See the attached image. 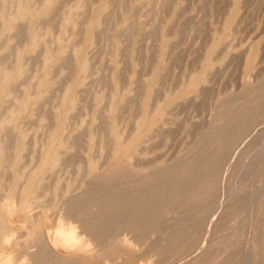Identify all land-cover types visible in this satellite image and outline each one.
I'll list each match as a JSON object with an SVG mask.
<instances>
[{"label": "rangeland", "instance_id": "374dc122", "mask_svg": "<svg viewBox=\"0 0 264 264\" xmlns=\"http://www.w3.org/2000/svg\"><path fill=\"white\" fill-rule=\"evenodd\" d=\"M91 1L50 0L0 49L23 68L0 87V119L22 93L0 264H264V0Z\"/></svg>", "mask_w": 264, "mask_h": 264}, {"label": "bare ground", "instance_id": "6f19581e", "mask_svg": "<svg viewBox=\"0 0 264 264\" xmlns=\"http://www.w3.org/2000/svg\"><path fill=\"white\" fill-rule=\"evenodd\" d=\"M35 1H37V0H35ZM39 2H40V0L38 1V5H39ZM50 2V0H41V4L38 6V7H32L31 5H30V0H0V8H3V7H7V9H5L4 11H1L0 10V49L1 50H3V49H5V48H7L9 45H13V44H10V41H11V39H12V32H13V30H14V23L15 22H17V21H28L29 22V20L31 19V15H33L34 13H41L42 11H43V9L45 8V6H47L48 5V3ZM81 3H82V1H80ZM91 2H93V0L91 1ZM95 2V4H96V1H94ZM34 3V2H33ZM80 5V4H79ZM85 5V4H84ZM85 6H87L88 7V5L86 4ZM84 6V7H85ZM75 9V8H74ZM85 9V8H84ZM89 9V8H88ZM82 12L84 11H86V9L85 10H81ZM75 13V12H74ZM73 13V14H74ZM29 14H31L30 16H29ZM82 13H80V15H81ZM78 15H79V13H78ZM90 15V14H89ZM74 16V15H73ZM72 18H74V17H72ZM86 20V19H85ZM43 22V20H41V22H39V23H42ZM50 22H51V20H50ZM23 23V25H25V22H22ZM48 23V22H47ZM58 23V21H54V23H53V21H52V23L51 24H49V26L50 25H54V27H56V30H57V26H55V24L56 25H58L57 24ZM20 24L21 23H19V26H20ZM38 24V23H37ZM41 25V24H40ZM18 26V27H19ZM22 26V25H21ZM22 27H24V26H22ZM19 28V29H26V27H24V28ZM36 27V26H35ZM69 27H71L70 25H69ZM83 27V26H82ZM16 28V27H15ZM127 28V27H126ZM125 28V29H126ZM130 27H128L127 29H129ZM124 29V30H125ZM70 30V29H69ZM69 30H67L68 32H70ZM23 31V30H22ZM21 31V32H22ZM127 31V30H126ZM16 33H17V31H15ZM83 33H84V31H82ZM128 32V31H127ZM15 33V34H16ZM43 33V32H42ZM81 33V32H80ZM15 34H13L14 36H16ZM19 34H20V32H19ZM25 34V30L23 31V33H22V36ZM82 34V33H81ZM81 34H78V39L80 40V38H81ZM49 35V34H48ZM83 35V34H82ZM26 36V35H25ZM24 37V36H23ZM15 38V43L17 42V43H19V38H18V40H16V37H14ZM43 38H44V36L43 35H36L33 39H32V44L33 45H35V44H37L38 42H40L41 40H43ZM59 38L60 37H58V39H57V42L59 41ZM24 39H25V37H24ZM23 38H22V40H21V44H22V41L24 40ZM47 39H48V37H47ZM77 39V40H78ZM47 42V41H46ZM77 42V41H76ZM79 42H81V41H79ZM14 43V44H15ZM16 43V44H17ZM19 45V44H18ZM40 45H41V43H40ZM54 45H55V43H54ZM53 45V47H55V49H56V46H54ZM73 45H74V42H73ZM77 45H79V44H77ZM76 45V46H77ZM65 46V45H64ZM12 48V47H11ZM10 49V48H9ZM13 49H14V47H13ZM70 49H71V47H70ZM54 50V49H53ZM72 50V49H71ZM77 50H78V46H77V48H76V50H74V52L73 51H71V52H73V57H74V54L75 53H77ZM9 51V50H8ZM7 51V52H8ZM69 52L70 51H68V55H64L65 57V59L69 56V58L71 57L70 55L71 54H69ZM10 53H11V51H10ZM9 52L7 53V54H10ZM13 54L12 55H14L15 56V59L13 60L12 59V61H8V62H5V61H3L2 59H0L1 61H0V87L1 86H3L7 81H9V79H10V75H11V73L12 72H14V71H16V70H19L20 71V73L23 71V68H22V65H19L17 62H16V60H17V56H18V54H19V50H15L14 52H12ZM6 54V53H5ZM11 55V54H10ZM10 55H6V56H10ZM4 56V55H3ZM9 58V57H8ZM7 58V59H8ZM13 58V57H12ZM65 59H63V60H65ZM71 59H72V57H71ZM5 60V59H4ZM70 60V59H69ZM68 61V60H67ZM67 61H66V63L63 61L62 63H65V64H67V65H65V66H68V64L70 63V62H72L71 60L67 63ZM74 61H75V59H74ZM70 64H72V63H70ZM70 64H69V67H70ZM62 66V65H61ZM71 66H73V65H71ZM88 66V65H87ZM73 67H75V65L73 66ZM73 67H70L69 69L71 70V68H73ZM85 67H86V65H84L83 66V68L85 69ZM62 68H64V67H62ZM88 68V67H87ZM198 68V67H197ZM74 69V68H73ZM37 72V71H36ZM40 75L42 74L41 73V71L39 70V72H38ZM72 73V72H71ZM190 73H191V71H190ZM39 75V76H40ZM71 75H73V73L71 74ZM25 78H26V80H28V77H26V76H24ZM23 77V78H24ZM22 78V81L24 80L25 81V79H23ZM69 78V77H68ZM30 79V78H29ZM49 79V78H48ZM36 80H38V79H36ZM36 80H34V82H32V84H34L35 82H37ZM21 81V82H22ZM68 81V80H67ZM18 82V81H17ZM16 82V86H17V83ZM26 82V81H25ZM25 82H24V84H25ZM69 82V81H68ZM72 84V83H71ZM12 86H15V84L14 85H11V87ZM26 86V85H25ZM66 86V85H65ZM65 86H64V88H65ZM32 87V86H31ZM14 89H15V87H14ZM13 89V90H14ZM33 89V88H32ZM16 90V89H15ZM19 90H20V92L22 91L21 89H17V91L19 92ZM14 92H16V91H13V93ZM19 92V93H20ZM31 93H33V92H31ZM66 93V92H65ZM21 94L22 93H20V94H18V95H20L21 96ZM18 95H16V94H13L12 95V101L10 102V103H12L11 104V108L6 112L7 114L2 118V119H0V125H2V124H7V123H10V122H12L13 121V118L17 115V114H19V110H20V107H19V105H18V103L16 102V100H17V97H18ZM66 95V94H65ZM19 98V97H18ZM10 99V98H9ZM64 104V103H63ZM8 106V105H7ZM10 106V105H9ZM7 109H8V107H7ZM106 109H108V108H106ZM238 109H242V107H238ZM243 110V109H242ZM152 111V110H151ZM238 111V110H237ZM107 112V111H106ZM244 112V111H243ZM242 112V114H241V117L239 118V121H238V123L239 124H241L242 123V120L246 117V115L244 114ZM54 113V112H53ZM1 115V114H0ZM55 115H56V113H55ZM54 116V115H53ZM106 117V116H105ZM149 117V116H148ZM107 118V117H106ZM50 119V118H49ZM52 119V118H51ZM51 119H50V121H51ZM53 120V119H52ZM140 120V119H139ZM34 121H36V119H34ZM88 122H89V120H87ZM86 121V122H87ZM234 121V120H233ZM86 122H84V123H86ZM106 122H107V120H106ZM48 122H46V123H44V125H46ZM51 123H53V121H51ZM50 123V124H51ZM107 124H108V122H107ZM49 125V124H48ZM86 125H87V123H86ZM52 127V126H54L53 124H51V125H49V127ZM6 127V126H5ZM9 127V125L6 127V128H8ZM4 128V127H3ZM10 128L12 129V127H11V125H10ZM9 128V130H11ZM230 128H231V126H230ZM47 129V128H46ZM51 129H54L53 127L51 128ZM4 131V130H3ZM8 131V130H7ZM46 131V130H45ZM50 131H52V130H50ZM49 131V132H50ZM2 132V131H1ZM9 132V131H8ZM8 132H6V133H8ZM11 132V131H10ZM133 132V131H132ZM132 132L130 131L129 133H131L132 134ZM5 133V132H4ZM51 133V132H50ZM128 134V133H127ZM138 134V133H137ZM9 135V134H8ZM12 134H10V136H11ZM46 135H48V134H46ZM50 135V134H49ZM130 134H128V136H129ZM5 136V135H4ZM13 136V135H12ZM128 136H126V137H128ZM136 136V135H135ZM46 137V136H45ZM44 137V138H45ZM48 137V136H47ZM46 137V138H47ZM16 137H14V139H15ZM65 138V137H64ZM108 138V137H107ZM12 138L10 137V139L9 140H11ZM111 138H108L107 139V141L108 140H110ZM125 140L127 139V138H124ZM13 140V139H12ZM95 141H97L98 143H99V141L98 140H95ZM5 143H6V140L4 141ZM8 142V141H7ZM12 142V141H11ZM45 142V140H43V143ZM96 142V143H97ZM124 142V141H123ZM10 143V142H9ZM38 143V142H37ZM95 143V144H96ZM97 143V144H98ZM108 143V142H107ZM110 143L113 145V143H112V141H110ZM120 143V142H119ZM12 145H13V143H11ZM9 145V146H11V148L12 147H14V145L12 146V145ZM95 145L96 147H98V145ZM110 144V145H111ZM39 145V144H38ZM6 146H7V144H6ZM106 146H108V145H106ZM9 148V147H8ZM106 148V147H105ZM109 149H111L110 147H108ZM4 146L0 143V156L2 155V153H4ZM112 150V149H111ZM110 150V151H111ZM128 150V149H127ZM11 152V151H10ZM48 152V151H47ZM61 152V151H60ZM5 153H7L6 151H5ZM58 153V152H57ZM55 154V155H52L51 156V158L53 159V163H54V165L56 166L57 164H58V161H59V158H58V154ZM8 154H9V156H10V154H11V157H12V153H9L8 152ZM7 154V155H8ZM62 154H63V152H62ZM6 155V154H5ZM6 155V156H7ZM94 155V154H93ZM92 155V156H93ZM110 155V154H109ZM9 156H7L8 157V159H9ZM38 156V154L35 156V157H37ZM94 156H96V155H94ZM94 156H93V159H94ZM98 157V156H97ZM96 157V158H97ZM109 157V156H108ZM38 159V158H37ZM37 159H35V161L37 160ZM95 160V159H94ZM38 161V160H37ZM36 161V162H37ZM7 162H8V160H7ZM10 162H11V160H10ZM62 163V162H61ZM135 163V162H134ZM133 163V164H134ZM6 164V163H5ZM25 164V163H24ZM34 165V167H35V165H36V163H33ZM32 166V167H33ZM4 167H6V166H4ZM24 167V166H23ZM195 166L193 165V166H189V167H184V169L183 168H181V169H179V170H177L174 174H170L169 176H168V178H167V180H170V179H172L173 177H183V176H186V175H188L190 172H191V170L194 168ZM31 168V167H30ZM206 168H207V166H206ZM32 169V168H31ZM30 169V170H31ZM84 169V168H83ZM19 170H20V168H19ZM58 170V169H57ZM29 172V171H28ZM28 172H26V173H28ZM85 172V171H84ZM9 173V172H8ZM7 173V174H8ZM82 173H83V171H82ZM84 174V173H83ZM1 175V174H0ZM33 175V174H32ZM139 175V174H138ZM174 175V176H173ZM12 176V175H11ZM26 176V175H25ZM8 177V176H7ZM83 178H85V176L83 175L82 176ZM26 178V177H25ZM25 178H24V180H25ZM30 178H31V176H30ZM72 178V177H71ZM9 179H11V178H9ZM7 181V180H6ZM10 183V182H9ZM21 184H23L22 182H20ZM21 185L19 184V187H20ZM41 186V185H40ZM187 186V185H186ZM6 187V186H5ZM19 187H17V188H19ZM64 187V186H63ZM59 188V187H58ZM189 188H190V186H189ZM6 189V188H5ZM40 189H41V187H40ZM63 189V188H62ZM184 189V188H183ZM39 190V189H38ZM188 190L189 189H186V191L188 192ZM17 192H18V189H17ZM22 192V191H21ZM41 192V191H40ZM50 193V192H49ZM165 193H166V190H164V191H162V192H160V196L161 195H165ZM170 193V192H169ZM36 194V193H35ZM39 194V193H38ZM59 194H61V193H58V195ZM17 195V199H18V193L16 194ZM41 195V194H40ZM39 196V195H38ZM148 197V196H147ZM147 197L144 195L143 196V198L142 199H144V200H139V199H137L136 197H135V195H133L132 194V196L130 197V205H131V207H130V210H132L133 208H135L136 206H138L139 204H141L143 201H145V199H147ZM140 198V197H139ZM9 199V198H8ZM6 200V199H5ZM59 200V199H58ZM9 201V200H8ZM44 202V201H43ZM43 202H41L42 204H43ZM52 202V201H51ZM113 202L114 201H111V204H113ZM4 203V202H3ZM6 203V202H5ZM40 203V201H39V204L38 205H40L41 204ZM73 203V202H72ZM1 205H2V202L0 203ZM56 204V203H55ZM5 205V204H4ZM6 205H7V203H6ZM5 205V206H6ZM1 208V207H0ZM2 208H4V207H2ZM143 208V207H142ZM2 210V209H1ZM0 210V211H1ZM37 214V213H36ZM153 214V213H152ZM50 215V214H49ZM41 216H43L42 214H41ZM6 217V216H5ZM89 221H91V220H89ZM8 223V222H7ZM99 223V220H96V222L94 223V225L93 226H95V225H97ZM136 223V222H135ZM8 225V224H7ZM6 225V223L4 222V218H3V216H2V214L0 213V234H5L6 232H8L9 231V228H8V226ZM33 225V224H32ZM32 225L30 226V227H32ZM101 225V224H100ZM33 229V228H32ZM33 231V230H32ZM72 231V230H71ZM74 232V231H73ZM25 233V232H24ZM22 234V233H21ZM21 234H20V236H21ZM72 234V233H71ZM1 235V236H2ZM23 235V234H22ZM26 239H25V242H27V241H29V239H30V237H31V235H32V233L29 231V229H28V231L26 232ZM6 236V238H7V236L8 235H5ZM17 237V236H16ZM5 237H4V239H6ZM32 238H33V236H32ZM30 242V241H29ZM51 243V242H50ZM23 246V245H22ZM22 248V247H21ZM46 249V246L44 245L42 248H41V250H40V252H39V254L42 252V251H44ZM48 253V252H47ZM22 256V255H21ZM20 256V257H21ZM65 257V256H64Z\"/></svg>", "mask_w": 264, "mask_h": 264}]
</instances>
